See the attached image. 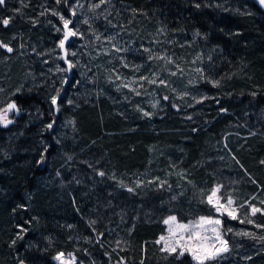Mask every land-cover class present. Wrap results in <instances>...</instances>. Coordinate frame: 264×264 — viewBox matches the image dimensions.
<instances>
[{
  "label": "trees",
  "instance_id": "obj_1",
  "mask_svg": "<svg viewBox=\"0 0 264 264\" xmlns=\"http://www.w3.org/2000/svg\"><path fill=\"white\" fill-rule=\"evenodd\" d=\"M0 43V114L16 106L0 123V264H196L155 241L169 215H211L216 184L244 215L205 264H264L253 0H4Z\"/></svg>",
  "mask_w": 264,
  "mask_h": 264
},
{
  "label": "snow or ice",
  "instance_id": "obj_2",
  "mask_svg": "<svg viewBox=\"0 0 264 264\" xmlns=\"http://www.w3.org/2000/svg\"><path fill=\"white\" fill-rule=\"evenodd\" d=\"M59 2V0H57ZM104 0H101V3H103ZM4 3V0H0V5ZM258 3L264 7V0H258ZM95 7H99V5H95ZM60 19L63 21L64 28L68 29V25L71 23V21L64 19L63 16L60 17ZM2 23L7 26L9 24V19H3ZM76 33L72 30L68 29L65 32L64 39H62L59 43V46L61 48L64 47L65 41L70 37L75 35ZM0 47L6 48L8 52L12 51V48L8 47L7 45H4L0 43ZM175 75V73H173ZM155 80H150L149 83H155ZM160 83H164L163 81H160ZM127 87L128 85H124ZM139 94V93H137ZM53 104L56 103V98L53 97L52 100ZM15 104H8L7 109L3 111L2 114H0V123H3L4 125H7L8 123H11L10 120L7 119V112L11 111L15 108ZM145 116L150 115L149 113L145 112ZM48 127H52V125H48ZM100 175H104V173H100ZM139 186V185H138ZM128 191H132L131 188L128 189ZM220 192V187H214L211 190V194L207 197V203L209 205H212L215 208V211L217 213L224 214L226 213L231 219L235 220L237 219L236 216V209L232 207L234 201L232 198H228L226 205L220 202V197L218 196V193ZM264 203V201H262ZM257 212H262L260 208H257L255 206L251 207V214L255 215ZM245 221H241V223H244ZM247 223H253L252 220H247ZM164 224L168 225V232L169 236H161L160 240L157 241V243H160L161 241L164 242V248L162 251H167L169 254L176 253L177 247H180L181 250L179 252L180 256H183L184 253L187 251L189 254H191L192 259L197 261V264H205V261L213 260L215 259L221 252L228 251L227 247V241L223 240L220 230L217 226L222 224V221L219 218H212V217H204L201 216L197 221L193 222L192 224H182V223H176V217L170 216L168 219L164 220ZM210 226V227H209ZM257 227H261V225H257ZM231 231V229H229ZM181 233L180 238L176 239V234ZM212 233V236L207 235V233ZM183 233H188L187 239L185 240ZM239 234V233H238ZM243 235H249V233L245 232L242 233ZM181 241H184L183 245H181ZM217 244L219 246H217ZM63 254H60L56 257L57 260L61 261V264H65V262L62 260Z\"/></svg>",
  "mask_w": 264,
  "mask_h": 264
},
{
  "label": "rangeland",
  "instance_id": "obj_3",
  "mask_svg": "<svg viewBox=\"0 0 264 264\" xmlns=\"http://www.w3.org/2000/svg\"><path fill=\"white\" fill-rule=\"evenodd\" d=\"M217 186H219L220 187V192L218 193V196L220 197V202L221 203H223V204H225L226 205V202H227V200H224L223 199V195H222V193H221V188H222V186L220 185V184H216L214 187H217ZM213 187V188H214ZM212 188V189H213ZM211 189V190H212ZM211 194V191H210V193H208V195H210ZM208 195H207V197H208ZM234 201V200H233ZM212 206V205H211ZM253 205H251V207H252ZM213 207V206H212ZM232 207L233 208H235L236 209V216H237V218L239 217V216H241L240 218L241 219H243V215H244V213H241L240 211H239V206H237V205H235V203H233V205H232ZM251 207H250V210H249V214H251ZM257 208H259V207H257ZM170 216H175V215H169V216H167L164 220H166V219H168V217H170ZM201 216H204V217H212V218H219L221 221H222V224L221 225H219V226H217L218 228H219V230H220V233H221V236H222V238H223V240H225V241H227V247H228V250H229V243H228V240H227V238H226V236H225V233H224V231H223V219L225 218V217H229L226 213H224V214H221V213H217L216 211H215V208L213 207V213L211 214V215H200V216H198L196 219H194V220H187V221H181V220H179L176 216V223H182V224H192L193 222H195V221H197ZM230 218V217H229ZM163 223H164V221H163ZM165 225V230H164V233L163 234H161L157 239H156V244L160 247V249L162 250L163 248H164V242L163 241H161L160 243H157V241L158 240H160V237L161 236H165V237H168L169 236V232H168V225H166V224H164ZM210 227V226H209ZM240 233H243V231H240ZM180 235H181V233H177L176 234V239H179L180 238ZM187 235H188V233H183V236H184V238H185V240L187 239ZM207 235H209V236H212L213 234L212 233H207ZM183 243H184V241H181V245H183ZM217 246H219L218 244H217ZM180 250H181V248L180 247H177V252L176 253H174V254H176L177 256H180L179 255V252H180ZM164 252H167V251H164ZM228 251H226V252H221L215 259H213V260H208V261H205V263H210V262H214V261H216L217 259H219L221 256H223L225 253H227ZM60 254H63V256H62V260L65 262V264H80V261L77 259V257H75L72 253H58V254H56L55 256H54V258H53V261H54V263L55 264H61V261L60 260H57L56 259V257L58 256V255H60ZM184 254H188L190 257H191V259H192V256H191V254H189L187 251L184 253ZM193 260V259H192ZM196 264H197V261H195V260H193Z\"/></svg>",
  "mask_w": 264,
  "mask_h": 264
},
{
  "label": "water",
  "instance_id": "obj_4",
  "mask_svg": "<svg viewBox=\"0 0 264 264\" xmlns=\"http://www.w3.org/2000/svg\"><path fill=\"white\" fill-rule=\"evenodd\" d=\"M253 3L255 4L256 7H258L261 11L264 12V7H262L259 3H258V0H253ZM68 29L72 30L69 26H68ZM68 29H65L64 28V25H63V38L64 39V35H65V32L68 30ZM71 40V36L65 41V44H64V47L61 48L60 47V51H61V55H62V58L66 61L67 59V47L69 45V42Z\"/></svg>",
  "mask_w": 264,
  "mask_h": 264
}]
</instances>
